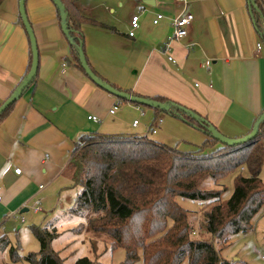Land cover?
Returning a JSON list of instances; mask_svg holds the SVG:
<instances>
[{
  "label": "crops",
  "instance_id": "crops-1",
  "mask_svg": "<svg viewBox=\"0 0 264 264\" xmlns=\"http://www.w3.org/2000/svg\"><path fill=\"white\" fill-rule=\"evenodd\" d=\"M63 2L69 25L82 35L89 69L114 89L179 104L235 139L248 134L262 113L264 44L245 0ZM17 4L18 0H0V105L21 82L31 58ZM24 9L38 66L33 82L0 121L1 264H8L6 237L13 228L20 229L19 221H26L28 207L47 217L41 229L50 241L66 231L54 220L59 209L69 214L66 193L76 192L67 169L80 137L139 135L184 151L205 139L179 118L119 102L94 85L72 54L51 0H25ZM186 13L193 19L186 36L171 44V63L162 44L172 34V20ZM159 14L160 21L152 23ZM133 16L138 17V28L129 38ZM257 43L262 45L260 52L255 50Z\"/></svg>",
  "mask_w": 264,
  "mask_h": 264
},
{
  "label": "trees",
  "instance_id": "trees-1",
  "mask_svg": "<svg viewBox=\"0 0 264 264\" xmlns=\"http://www.w3.org/2000/svg\"><path fill=\"white\" fill-rule=\"evenodd\" d=\"M60 1L67 13L69 36L76 40L75 46L81 42L83 48L82 35L69 25V13L63 0ZM252 20L258 34L260 20L254 10ZM259 36L264 44V38ZM70 48L77 59L75 47L70 45ZM12 106L0 115V121ZM180 115L190 126L204 132L205 139L193 150L184 151L144 136L122 134L82 136L72 150L67 170L71 187L77 194L69 214L83 219L79 230L84 228L88 233L108 239L111 250L121 248L125 253L122 264H136L139 258L141 264H182L184 261L186 264H230L220 258L213 240L226 242L228 234L251 230L254 217L264 204V182L260 178L264 166V121L258 126L254 140L229 147L212 139L194 119ZM217 146L213 152H205ZM233 172H237L233 192L225 201H219L225 191L223 187L221 190L200 188L205 180L217 183ZM177 198L200 201L204 211L198 232L202 238L209 235L212 242L192 238L193 228L186 220L188 210L176 203ZM30 229L39 243V251L21 256L18 246H13L8 250V264H63L50 250L51 239L44 230ZM80 264L92 262L84 260Z\"/></svg>",
  "mask_w": 264,
  "mask_h": 264
},
{
  "label": "rangeland",
  "instance_id": "rangeland-1",
  "mask_svg": "<svg viewBox=\"0 0 264 264\" xmlns=\"http://www.w3.org/2000/svg\"><path fill=\"white\" fill-rule=\"evenodd\" d=\"M260 173V178L264 182V166ZM236 175L237 172L230 173L217 183L205 180L201 183L200 188H215L221 190L223 187L225 191L220 196L219 201H225L233 192V181ZM76 194V192H73V195L68 196L69 193H66L67 198L65 201L69 200L70 206L73 204ZM61 203V207H65V202ZM176 203L185 208L186 211L188 210L186 220L189 221L193 228L192 238L194 240L202 238L198 232V225L202 221L204 209L201 208L203 205H201L198 200L192 201L186 198H177ZM50 204H55V199L52 200ZM28 209L29 211L23 215L26 221H19L16 224L17 228L20 226V229L16 230V228H13L11 234L6 237V240L9 242V247L6 252L7 259L4 261L6 263L9 262L8 250L13 246H18V254L21 256H27L29 253L35 254L39 251V243L35 239L30 228H41V226H45L44 220L47 217H44L41 213H33V209L29 207ZM58 211V215L54 220L57 221L56 227L61 225L66 231L60 230L58 237L49 242V248L62 259L63 264H80L84 262V260L92 262V264L123 263L125 253L121 248L111 250L109 248L110 241L108 239L95 236L90 232L88 233L84 228L79 230L80 224L84 223L81 218L72 217L64 208ZM51 222H53V220H51ZM202 239L212 242V238L209 237V235H203ZM213 246L220 252V258L227 263L264 264L262 261V257H264V204L254 217L251 230L242 233L228 234L226 242L215 239L213 240ZM2 261L3 260L0 259V264ZM136 264H141L140 258ZM182 264H186V261Z\"/></svg>",
  "mask_w": 264,
  "mask_h": 264
},
{
  "label": "water",
  "instance_id": "water-1",
  "mask_svg": "<svg viewBox=\"0 0 264 264\" xmlns=\"http://www.w3.org/2000/svg\"><path fill=\"white\" fill-rule=\"evenodd\" d=\"M52 4H54L55 9L58 10L59 19H60V25L62 28V32L68 40V43L75 47L76 55H77V61L81 68V70L84 71V74L91 80V82L98 86L100 89H103L110 95H112L115 99L124 100L127 103L130 104H136L138 106L142 107H148V108H154L162 113L171 115L175 118H179L184 123L188 124L184 118L180 114H184L191 119H194L199 125H201L205 129V133L210 135L212 139L220 143L222 146H229V147H235L240 146L242 144H246L251 140H254L256 135L258 134L259 125L264 121V111L254 120V123L252 125V129L250 132L244 136H241L240 138H229L227 136H223L216 128H214L211 124H209L205 119L200 117L198 114L191 112L190 110L185 109L182 106H177L174 103L171 102H162L159 103L157 101H154L150 98H142L135 95H129L122 91H119L117 89H114L111 85H108L103 80L98 79L95 74L92 72V70L89 69L88 64L86 62L85 55H83L82 50V43L79 42L78 46H75V41L73 38L69 36L70 30H68L67 25V13L64 10V7L60 0H51ZM246 4L249 8V14L250 18L252 20V10L256 11V14L258 16L259 21V31L258 34L261 35L264 38V19L263 15L258 7V5L255 4L254 0H245ZM24 2L25 0H18L17 4V11L19 13V18L21 21L22 26H24L25 32L27 34V38L30 44V66L28 69V73L24 76L22 81L17 85V87L14 89V91L9 95V97L2 102L0 105V115L6 111L12 104H14L15 101H17L27 90L28 86L33 82L37 75V66H38V56H37V48H36V41H34V36L32 33L31 26H29V22L27 20L26 11L24 9ZM147 3V2H146ZM254 26L255 22L253 20ZM180 113V114H179ZM189 125V124H188ZM190 126V125H189ZM192 127V126H191ZM192 128H196L193 126ZM198 129V128H196ZM200 131V130H199ZM204 133L203 131H201Z\"/></svg>",
  "mask_w": 264,
  "mask_h": 264
},
{
  "label": "built area",
  "instance_id": "built-area-1",
  "mask_svg": "<svg viewBox=\"0 0 264 264\" xmlns=\"http://www.w3.org/2000/svg\"><path fill=\"white\" fill-rule=\"evenodd\" d=\"M178 2L185 3V0H174ZM256 5H258L264 19V0H255ZM162 18V14H159L156 16V18L153 20L152 23L157 24L158 21ZM193 19L192 14H182L177 17H175L174 20H172V34L164 41L162 44V52L166 54L167 60L171 63H175L174 59L171 56L170 50H171V44L175 42L178 39L183 38L187 34V29L191 25V21ZM138 17L133 16L130 20V30L127 34V36L130 38L134 35L135 30L138 28ZM262 48V45L260 43H257L255 46V50L257 52H260V49ZM116 109L113 108L109 113H113V111ZM88 119L97 123L98 118L94 116H88ZM137 124V121L133 122V126ZM14 172L16 174H19L20 170L15 169ZM41 188V187H40ZM1 199V197H0ZM262 261L264 262V257H262Z\"/></svg>",
  "mask_w": 264,
  "mask_h": 264
}]
</instances>
